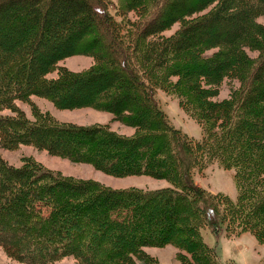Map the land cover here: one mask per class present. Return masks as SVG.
Returning a JSON list of instances; mask_svg holds the SVG:
<instances>
[{
  "label": "trees",
  "instance_id": "trees-1",
  "mask_svg": "<svg viewBox=\"0 0 264 264\" xmlns=\"http://www.w3.org/2000/svg\"><path fill=\"white\" fill-rule=\"evenodd\" d=\"M106 1L0 0V109L32 93L55 102L60 101L58 91L86 95L74 106L111 110L123 122L136 123L135 134L125 136L101 125L81 130L48 115L30 121L20 114L0 116V138L6 146L25 141L40 147L47 145L41 139L45 135L81 138L74 147L58 150L60 155L113 167L115 175L150 172L169 185L112 190L95 181L61 178L30 158L12 167L0 156V225L8 231L0 242L12 257L31 264L69 252L88 264H163L151 260L143 246L165 243L184 251L178 254L180 264H219L211 255L214 247L208 249L199 235L200 223L213 233L223 226L226 230L224 215L213 204L218 196L241 231L258 239L264 234V26L255 20L264 14V0H216L207 14L191 18L176 34L148 41V35L215 0H152V15L127 23L133 27L129 31L108 12ZM138 1L126 5L132 8ZM49 34L54 40L30 66V44ZM84 38L95 53L94 67L82 74L59 67L57 77H44V70ZM212 45L220 49L211 56L201 54ZM246 49L256 50L257 56ZM225 77L237 79L239 86L227 98L211 101ZM155 87L178 98L201 126L200 139L168 121ZM130 97L136 99L132 107L127 106ZM213 161L234 169L235 200L212 195L193 182V170ZM81 241V247L71 248ZM92 253L97 257L87 259Z\"/></svg>",
  "mask_w": 264,
  "mask_h": 264
},
{
  "label": "rangeland",
  "instance_id": "rangeland-1",
  "mask_svg": "<svg viewBox=\"0 0 264 264\" xmlns=\"http://www.w3.org/2000/svg\"><path fill=\"white\" fill-rule=\"evenodd\" d=\"M126 2L127 0L106 1V9L115 20H120L123 31H129V28H133L128 26L127 23H139L144 19H149V17L152 15V0H145L144 3H142L140 0L138 1L139 4L135 2L132 8L127 6ZM216 4L217 1L215 0L212 3H209L204 9L196 11L184 18L172 21L168 27L164 28L159 33L148 35L147 41L158 37L164 39L176 34L185 22L191 18L200 17L207 14ZM36 5H38V3L34 4V6ZM43 9L44 7L40 6L41 12ZM3 13L4 10L0 8V16ZM255 20L257 23L264 26V14H257ZM54 27H56V25H54ZM28 34H31L30 31ZM50 37L51 35L49 34L46 37H42L41 40L30 44L29 48L32 52L30 66L34 64L40 54L42 55L46 52L45 50H47L50 46L51 39L54 40ZM97 37L98 36H94L93 38L95 43L98 44L97 46H99V39ZM87 39L88 38H84L83 41L79 42L71 50H67L68 53L62 54V57L57 60L53 67L51 66L49 69L42 72L44 77L48 79L57 77V68L59 67L60 69L69 70L72 74H82L94 67L97 63V60L95 59V53H90L91 50L90 48L88 49V46L85 43ZM99 49L101 50L102 48ZM219 49L220 47L212 45L209 48L202 49L201 54L211 56ZM65 50L66 49H64V51ZM97 50L98 49H96V51ZM51 51L57 52V50L54 48H52ZM246 51L252 57L257 56L258 54L256 50L246 49ZM203 84L205 85V83ZM239 84L240 82L237 79L225 77L223 80H221L219 86H217V92L210 95V100L216 101L227 98L231 90L237 88ZM111 85L113 84L111 83ZM205 86L209 89L211 88L210 85L206 84ZM117 89L118 87H116L114 91L117 92ZM55 96L60 99L59 102H55L47 95H41L37 93H32L25 99H15L12 101L13 106H7L0 109V116L15 118L21 114L25 119L34 121L36 118L35 116L41 114L48 115L56 122L66 123L67 127L79 128L81 130L89 129L94 125H101L125 136H132L137 131L138 127L135 125L136 123H125L120 118H116L117 116L114 115L111 110L106 108L86 105L87 103L76 104V106H74L75 103L84 100L86 95L75 96L72 93H60L58 91ZM155 98L158 101L159 107L164 111L168 121L173 126L179 128L182 132L186 133L193 139L201 138V126L194 118L189 116L182 109L178 103V98L175 95H172L165 89L155 87ZM134 102H136V99L130 97L129 104L127 106L132 107L131 105ZM126 114L127 113L125 112L124 115ZM140 116L141 123H145L146 120H144V115L140 114ZM41 139L47 144L45 147L35 146L25 141L22 143H14L11 146H6L0 138V156L8 165L12 167H20L24 158H30L34 162L40 163L45 169L60 175L61 178H68L72 181H95L100 185L108 187L112 190H122L131 187L155 189L169 185L165 178H158L152 175L150 172L115 175L112 173L113 167H108L105 164L106 162H103L104 164H102L104 166L106 165V167L102 168L101 166H93L89 162L82 161L80 158H77L78 156L70 158L65 155H60L58 150L68 146L71 148L74 147V144H76L75 142H78L81 138L69 137V139H63L62 136L58 134H51L49 136H42ZM192 180L196 185L205 189L206 192L212 195L217 193L226 194L231 200H235L237 197L238 187L234 178V169L222 168L215 161L205 165V167L202 169H194L192 173ZM15 193L17 194L19 192L16 190ZM222 199L223 198L221 196H218V199H215L213 204L217 207L220 214L222 216L224 215L226 230L223 226L220 232L213 233L209 230L206 224L200 223V240L208 249L213 250L211 248L212 246L215 249V251H210L212 254L209 252V250L208 253L214 258L217 257L219 264H264V234L261 239H258L255 234L248 230L241 231L235 219L231 218V216L226 211V204ZM4 203L7 205V199L4 201ZM85 211L87 210L85 209ZM21 230L22 228L19 227L15 232L18 233ZM148 231L146 232L150 234L151 231ZM7 232L8 231L6 228L3 227V225H0V240L2 238L7 239ZM125 239V237L121 238V242H125ZM110 242L111 241L109 240L108 243ZM82 244L83 241L73 245L71 248H76V246L81 247ZM58 247L66 248V246H63L62 244H58ZM143 251L151 258V260L153 259L157 263L163 264H180L178 254L180 252H184L172 243H165L161 246L144 245ZM87 257H89L87 259H94L97 256L96 254L92 253L87 254ZM0 264L31 263L12 257L0 242ZM45 264L88 263L87 261L85 262L79 260L75 253L69 252L54 260L46 262Z\"/></svg>",
  "mask_w": 264,
  "mask_h": 264
},
{
  "label": "bare ground",
  "instance_id": "bare-ground-1",
  "mask_svg": "<svg viewBox=\"0 0 264 264\" xmlns=\"http://www.w3.org/2000/svg\"><path fill=\"white\" fill-rule=\"evenodd\" d=\"M11 14V13H10ZM12 28V27H11ZM43 42V41H42ZM43 46V45H42ZM86 56V55H85ZM31 129V128H30ZM32 130V129H31Z\"/></svg>",
  "mask_w": 264,
  "mask_h": 264
}]
</instances>
